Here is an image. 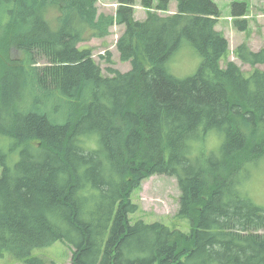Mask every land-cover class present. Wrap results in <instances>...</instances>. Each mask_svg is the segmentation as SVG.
Wrapping results in <instances>:
<instances>
[{
	"label": "trees",
	"instance_id": "trees-1",
	"mask_svg": "<svg viewBox=\"0 0 264 264\" xmlns=\"http://www.w3.org/2000/svg\"><path fill=\"white\" fill-rule=\"evenodd\" d=\"M98 1L0 0V257L57 264L34 250L64 241L72 264H264V205L247 191L264 161V47L234 51L250 72L223 64L214 0H141L177 6L145 20L137 0L115 14ZM232 1L248 30V0ZM115 24L131 67L106 75L79 44ZM180 51L201 59L190 77L169 67ZM154 174L178 178L191 231L132 221L131 194Z\"/></svg>",
	"mask_w": 264,
	"mask_h": 264
},
{
	"label": "rangeland",
	"instance_id": "rangeland-1",
	"mask_svg": "<svg viewBox=\"0 0 264 264\" xmlns=\"http://www.w3.org/2000/svg\"><path fill=\"white\" fill-rule=\"evenodd\" d=\"M221 9V17L215 26L222 31L230 42V53L227 59L223 62L233 61L238 64L245 73L252 71L249 64H245L240 58L235 55L236 48L248 43L252 50L258 51L264 47V0H248V12L246 17L249 20V29L246 31L239 30L235 25V19L232 16V0H214ZM141 0H137L134 4L135 18L145 20L152 11L158 12L161 16L168 15L177 10L175 1L171 4L168 11L157 10L154 6L146 7L141 4ZM99 10L102 12L115 14L119 3L115 0H99ZM57 15L56 11L49 13V18L54 19ZM125 29L124 25L115 24L111 28V33L103 38H91L90 40L81 42L82 47H90L93 50V57L102 66V70L106 75L110 72L107 70L108 66L114 67L121 71H128L131 67L129 61H122L120 52L115 43H117L119 36ZM108 52L112 53L111 59L113 63L109 64L106 61ZM177 61V64L174 65ZM201 59L199 56H194L190 51H180L177 53L172 64L169 66L173 73L181 78L190 77L195 74ZM172 66V67H171ZM174 67V68H173ZM259 68L264 69V65H258ZM217 143L209 144V149L215 151ZM13 162L18 161L19 154L13 155ZM2 167L0 165V175ZM247 183V191L251 197L259 205H264V161L260 164L259 169H253ZM181 188L179 180L176 176L168 174H154L146 177L141 182L140 186L131 194V199L134 203L139 205V211L132 214L131 218L134 220L143 219L145 222H154L157 220L164 221L171 227L178 228L184 232L191 231V225L188 219L179 217ZM133 223V222H132ZM73 248L64 241H56L52 245L34 250V255L45 259L47 262H55L57 264H72ZM0 264H26L24 260L16 259L11 253L7 252L0 257Z\"/></svg>",
	"mask_w": 264,
	"mask_h": 264
}]
</instances>
